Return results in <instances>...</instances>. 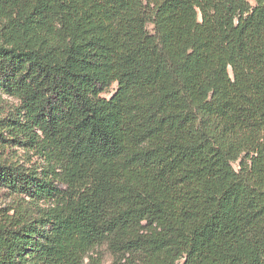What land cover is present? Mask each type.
<instances>
[{
	"label": "trees",
	"instance_id": "obj_1",
	"mask_svg": "<svg viewBox=\"0 0 264 264\" xmlns=\"http://www.w3.org/2000/svg\"><path fill=\"white\" fill-rule=\"evenodd\" d=\"M0 94V264H264V0H0Z\"/></svg>",
	"mask_w": 264,
	"mask_h": 264
},
{
	"label": "rangeland",
	"instance_id": "obj_2",
	"mask_svg": "<svg viewBox=\"0 0 264 264\" xmlns=\"http://www.w3.org/2000/svg\"><path fill=\"white\" fill-rule=\"evenodd\" d=\"M154 25L152 23L148 24V29L153 31ZM116 87L114 85L111 90L104 94L105 97H110L113 93V89ZM20 101L17 97L0 94V116H6L7 114L18 113V109L20 108ZM34 151L27 148H22L21 146L15 145L13 148H7L5 152L0 149L1 156H9L13 159L17 158L26 159L29 157H33L34 160L37 157L33 154ZM34 155V156H33ZM237 166V164H235ZM9 200L7 198H0V204L5 205ZM113 260V256L111 251L109 250L106 244L97 247L90 253V256L87 257L84 261V264H111Z\"/></svg>",
	"mask_w": 264,
	"mask_h": 264
}]
</instances>
